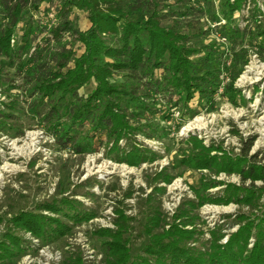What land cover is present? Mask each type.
Segmentation results:
<instances>
[{"label": "rangeland", "instance_id": "374dc122", "mask_svg": "<svg viewBox=\"0 0 264 264\" xmlns=\"http://www.w3.org/2000/svg\"><path fill=\"white\" fill-rule=\"evenodd\" d=\"M50 5L54 11L46 12L44 8L48 9V4L43 3L41 10L26 9V17L31 16L46 29L56 26L58 3L54 1ZM220 8L221 0H161L158 9L161 24L187 34V46L199 50L191 58L198 59L200 72H214L215 86L211 97L199 99L196 93L185 105L166 104V98L160 96L145 98L155 111L153 121L162 129L159 137H147L141 132L131 137L139 148H149L158 156L138 166L113 161L107 157L101 143L96 152L85 154L75 153L71 143L63 146L51 125L60 127L66 118L56 123L49 121L43 115L44 102L28 90L30 83L25 74L34 63L26 64L24 51L14 59L0 53V109L8 115L4 117L6 124L0 128V240L10 231L25 241V252L21 256L1 258L0 264H67L70 258L79 259L81 264H105L101 243L104 239L94 235V231L116 228L113 222L116 208L131 218L124 234L130 252L145 256L140 249L148 239L144 222L153 213L158 214L160 220L150 234L166 230L172 223L179 224L185 217L177 219L176 215L187 209V200L197 201L194 189L201 186V180L214 182L204 191L205 195L213 197L222 195L228 184L250 187L251 181H242L237 173H215L177 163L195 150L193 138H196L206 147H214L211 154L240 157L245 160L244 168L251 164L264 168V50L260 48L264 0H247L240 10L234 11L231 25L237 26L238 31L231 38L220 31L226 25ZM140 16L137 14V18ZM68 18L73 20L75 29L83 31L88 27L83 12L74 10ZM21 34L19 31V43ZM37 37L38 47L44 48L43 51L48 49L46 53L57 54L54 60L50 55L38 60L36 64L40 66L35 67V74L55 71L60 51L78 50L71 33H64L60 43L50 40L48 45L47 31ZM208 52L213 56L205 60L204 54ZM145 80L142 71H122L115 73L111 82L126 83L135 93L145 94L148 93ZM89 88V85L82 86L78 95L85 97ZM138 120L137 117L135 125ZM141 120L143 123L148 119ZM81 140L82 136L78 135L76 141ZM101 140L105 139L101 137ZM119 143L123 145L124 140ZM161 172L172 177L168 183L156 178ZM253 186L254 190L261 188L254 207L235 202H206L197 208L189 207L187 210L195 215V224L184 228L195 229L194 237H198L185 244L204 249L210 231L218 228L223 234L219 242L225 243L228 235L241 224L236 220L239 214L263 218L264 180H255ZM64 199L81 202L95 212V217L72 224L64 216L38 208L39 204H60ZM21 211L57 217L71 226V231L51 243L41 242L11 224L10 219ZM253 240L249 239L248 247Z\"/></svg>", "mask_w": 264, "mask_h": 264}, {"label": "trees", "instance_id": "16d2710c", "mask_svg": "<svg viewBox=\"0 0 264 264\" xmlns=\"http://www.w3.org/2000/svg\"><path fill=\"white\" fill-rule=\"evenodd\" d=\"M57 1L55 17L56 26L46 29L40 26L26 12L41 10L43 3L48 4V12ZM247 0H221L220 13L225 26L220 31L231 38L238 31L232 24L234 11L240 10ZM161 0H0V53L14 59L19 52L26 53V64L31 63L25 74L30 83L29 92L38 97L43 105L44 117L53 123L66 118V122L52 126L57 140L67 146L71 143L75 153L96 152L97 145L105 146L107 157L117 163L138 166L146 161H153L158 156L149 148H139L131 137L135 132L147 137H159L161 127L153 121L155 111L145 98L165 97L166 104L185 105L196 93L199 99L211 97L214 93V72H200L198 59H192L197 49L187 46V34L161 24L158 12ZM28 9V10H26ZM53 10V9H51ZM74 10L86 14L88 27L80 31L68 14ZM54 11V10H53ZM137 14L143 17L137 18ZM21 34L19 43L18 32ZM47 31L48 39L60 43L64 33H71L78 50L58 53L57 69L48 74H35L38 60L46 55L54 60L57 52L38 47L35 40ZM35 48L33 49V47ZM264 50V32L260 42ZM33 49V50H32ZM51 51V50H50ZM44 52V53H43ZM50 53V54H49ZM212 52L204 54L209 60ZM71 61L70 64L68 62ZM47 62H43L45 65ZM43 68V67H41ZM142 71L146 78L148 93L137 94L128 84L116 85L111 82L115 73ZM89 85L85 97L78 95L79 89ZM41 114V113H39ZM8 115L0 109V128L4 127V117ZM138 117L137 125L135 119ZM167 119V116H163ZM145 120L143 123L141 119ZM55 121V122H54ZM88 127V128H87ZM87 128V130H85ZM6 133H9L6 131ZM78 135L81 141H76ZM101 137L105 140L102 142ZM124 140V144L119 142ZM195 147L177 163L191 169H208L215 173L220 171L237 173L242 181L249 179L250 187L234 184L226 185L220 196L205 195L209 185L202 182L194 189L197 201L187 200V209L197 208L203 203L228 204L229 202L246 204L254 207L259 200L261 188L253 186L255 180H264V168L251 164L244 168L245 160L240 157L230 158L225 153L211 154L214 147H206L200 140L193 138ZM250 144V142H249ZM158 179L169 182L171 176L165 172L157 174ZM38 208L66 217L72 224H79L95 217V212L83 206L81 202L61 200L48 204H39ZM183 209L176 215L177 219L185 217L179 224L172 223L166 230L151 233V229L160 220L153 213L143 224L148 239L142 244L145 256L132 254L125 233L129 229L130 217L118 208L113 222L115 229L103 228L94 231V235L103 238L101 242L105 251V264H264V217L247 218L244 214L237 216L241 222L236 231L228 235L225 243H220L223 234L220 229L210 231L204 249L186 245L188 240L196 241L195 229H185L194 225L195 215ZM14 228L29 232L41 242L51 243L67 235L71 226L63 220L35 212H19L11 219ZM254 238L251 247L249 239ZM21 238L11 232L3 234L0 240V259L19 257L25 252ZM67 264H81L79 259L70 258Z\"/></svg>", "mask_w": 264, "mask_h": 264}]
</instances>
